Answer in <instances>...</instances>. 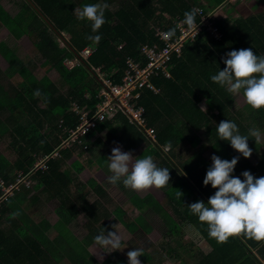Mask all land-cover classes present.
I'll use <instances>...</instances> for the list:
<instances>
[{
  "label": "trees",
  "instance_id": "obj_1",
  "mask_svg": "<svg viewBox=\"0 0 264 264\" xmlns=\"http://www.w3.org/2000/svg\"><path fill=\"white\" fill-rule=\"evenodd\" d=\"M26 1L27 8L32 10V14L23 11L28 17H24L21 11L12 17L0 6V28L7 26L16 38L28 36L40 52L41 66L56 69L61 79L58 85L47 74L37 78L34 74L37 60L30 57L21 60L6 42H0V51L11 66L6 71L0 69V73L10 76L18 71L23 77L13 85L14 91L6 90L0 84V141L11 138L9 145L16 154L11 160L5 152H0V181L10 185L26 175L37 180L32 188L21 183L2 202L0 264H126L127 259L123 255V260L119 257L117 260L101 248L92 256L89 251L78 254L70 248L71 241L67 236L76 238L72 244L78 245L79 241L87 248L102 231L106 234L115 230L114 227L119 225L114 223L118 222L131 233L132 237L126 242L128 249H143L144 255L139 257L142 262H151L154 258L148 251L157 256L159 248L165 256L154 261H160V264L168 259L176 263L185 261L186 264H262L264 241L241 235L230 237L226 243H218L209 237L207 224H201L198 217L190 213L188 206L198 201L207 203L217 191L211 184L205 186L203 183L213 163V154L228 160L239 156L233 175L244 179L242 173L250 171L259 178L258 169L264 163V141L257 144L255 138L250 137L248 143L253 154L245 158L231 147L230 142L219 138L217 125L230 120L237 124L242 135H248L254 127L264 133V108L255 110L245 103L232 111L234 96L211 80L212 75L226 67L224 59L232 50L251 48L258 56H264V6L257 8L259 0ZM226 2L231 4L237 16H231L230 9H226L225 16H211L212 28L209 24L205 25L185 43L180 55L174 54L168 64L171 75L166 76L163 72L154 75L152 83L155 89L144 87L141 91L139 104L146 110L148 125L156 129L154 137L131 123L124 113L118 112L112 119L108 116L98 118L97 126L80 138L82 142L77 140L70 146L61 147L63 139L68 136L67 127H75L80 122L77 109L88 107L93 111L101 100L99 93L104 84L93 67H101L107 77L120 83L128 68V58L139 61L144 44L161 43L157 29L169 31L176 28V36L179 33L178 20H184L186 11L200 8L206 15ZM97 3H106L108 8L105 10L106 23L94 33L89 21L77 19L75 10ZM244 6L249 11H243ZM201 17L199 13L195 20L199 21ZM36 19H41L42 24ZM214 28L220 36L215 35ZM95 35L101 36L98 43L88 39V36ZM86 46L93 47L94 51L87 59L80 58V52ZM66 58L80 60L69 68L64 63ZM63 86H67V90L62 91ZM36 90L40 95L34 94ZM240 94L243 96V91ZM40 100L45 107L39 104ZM116 121L121 123L119 129L114 127ZM46 127L49 131H45ZM105 128L113 134V142L117 141L127 148L146 141L139 159L145 156L163 159L158 167L170 171V186L165 192L167 204L174 213L167 212L152 195L144 198L132 195L131 209L136 208L139 213L130 220L122 206L107 213L98 206L101 202H89L86 191L83 194L80 192L79 197L72 195L71 184L77 179L67 168L62 169V165L68 160L81 170L78 157L89 147L98 145L100 140L92 142L90 138ZM199 133L205 134L207 142H203ZM186 142L193 150L185 159L184 153L179 150ZM164 146H169L173 157L183 159L181 168L171 161V156L163 150ZM208 148L212 153L210 156L203 151ZM76 150L78 152L74 154ZM108 152L109 148L106 155L100 152L96 156L109 160L111 152L110 155ZM45 156L48 157L44 165L35 169L36 161ZM93 159L91 156L89 162ZM253 159L260 161L253 165ZM90 182L94 188L96 180ZM34 190L37 194L28 196ZM38 191L47 193L48 198L58 202L55 213L59 220L54 226L41 216V210L35 205L40 200ZM179 191L184 194L181 199L176 198ZM96 192L102 196L103 187L98 186ZM79 210L86 216V233L83 236L78 234L77 227L73 231L68 228L77 221ZM151 219L157 220V226L151 223ZM52 227L56 233L54 237L47 234ZM153 228H158L162 237L189 238L191 249L181 242L184 238L177 241L186 248L183 252L179 250L183 249L182 246L173 247L169 240L160 242L157 249L152 245L144 248L140 242ZM194 231H199L200 235L195 236ZM123 244L125 242L122 241ZM202 244L210 248L207 253L201 250ZM255 249L257 255L253 253ZM100 255H103V261ZM117 255L114 252V256Z\"/></svg>",
  "mask_w": 264,
  "mask_h": 264
},
{
  "label": "clouds",
  "instance_id": "obj_2",
  "mask_svg": "<svg viewBox=\"0 0 264 264\" xmlns=\"http://www.w3.org/2000/svg\"><path fill=\"white\" fill-rule=\"evenodd\" d=\"M107 8L106 3L86 4L75 12L77 19L89 21L92 31L96 33L106 23ZM198 14L195 8L186 11L183 24L190 30L198 28L195 20ZM175 34L176 28H172L163 38L168 40ZM88 39L98 43L101 36H88ZM224 64L226 67L212 75L211 80L233 95L243 91L246 103L252 109L264 108V56H258L251 48H242L228 52ZM34 94L40 95L39 90ZM217 133L220 139L230 142L231 147L245 158H250L253 154V149L248 143L249 138H255L257 144L261 141L259 130L250 129L248 135H242L237 124L230 120L221 121L217 125ZM108 158L110 162L107 167L112 173L108 180L113 185L122 182L125 188L145 191L153 187L165 188L170 183L169 169L158 167L152 156H145L133 162L132 153L124 152L117 146L112 149ZM239 158L237 156L228 160L213 154V163L207 170L203 183L205 186L211 184L217 191L209 197L207 203L198 201L188 205L190 213L197 216L201 224H207L209 237L221 244L226 243L230 237L241 235L264 241V177L256 178L250 171L242 173L244 179L234 176ZM183 195V192L179 191L176 198L181 199ZM194 235L198 237L199 231H194ZM94 240L101 249H124L121 247L122 238L117 229L106 234L102 231ZM141 255H144L142 248L128 251V264H141ZM99 258L101 261L104 259L103 255Z\"/></svg>",
  "mask_w": 264,
  "mask_h": 264
},
{
  "label": "rangeland",
  "instance_id": "obj_3",
  "mask_svg": "<svg viewBox=\"0 0 264 264\" xmlns=\"http://www.w3.org/2000/svg\"><path fill=\"white\" fill-rule=\"evenodd\" d=\"M234 0H228V2H232ZM222 3L219 6L215 7L213 10H211V14L213 16H225L226 15V9H230L229 14L231 16H237L236 12L233 11L231 9V4L229 5V3ZM27 4L28 2L26 0H0V6L10 15V16H16L18 12L21 11V14L24 17H28L26 15L23 14V11H26V13L30 12L31 13V8H27ZM264 6V2L263 1H258V7H263ZM115 6H113L112 8H114ZM77 10H80V8H77ZM249 9L246 8L244 6L243 11H246ZM30 16V15H29ZM19 21V20H18ZM36 22L42 24V20H38L36 19ZM63 34L66 37H69V34H67L66 32H63ZM4 41L6 42V44L8 45L9 48H11L15 54L21 59V60H28L30 58H33L34 60L38 61V66L36 67V69L34 70V74L37 78H41L43 75L47 74L51 79H53V81L59 85V81L61 79L58 71L54 68H48V67H43L41 66V57H40V52L38 50L37 47H35L33 41L26 35L21 36L20 38H16L14 37V35L12 34V32L9 30V28L7 26H2L0 28V42ZM59 42V40H57ZM68 63L69 65H72V63H70L68 61V58L64 59V63ZM30 66V65H29ZM10 63L7 61V59L4 57V55L2 54V52L0 51V69L2 71H6L8 68H10ZM20 80H23L22 75L18 72L15 71V73H12V75L10 76H6L3 73H0V84L3 85L5 87L6 90L14 91L13 85L17 82H19ZM62 91L67 90V86H63L61 87ZM12 91V92H13ZM231 94V93H230ZM231 96H234L235 100H234V105L231 108V110H235L236 108H241L243 107V105L246 103L245 98L241 95H233L231 94ZM39 104L42 107H45L44 103L42 100L39 101ZM230 110V111H231ZM110 118V117H109ZM112 119V118H111ZM120 122V121H119ZM118 121H116L114 123V127L116 129H119L118 127H120L121 123H119ZM10 126H14V124H9ZM251 127V126H250ZM251 129H256L251 128ZM258 130V129H257ZM45 131H49V128L46 127ZM261 141H264V133L261 132ZM190 134V132H189ZM202 138H203V142H207L206 136L203 133H199ZM154 135H152V137H154ZM101 138V139H99ZM98 141V145L94 146V147H89V150L82 154L81 156L78 157V159L81 161V165L79 166L81 168V170H78L74 165L72 166V162L71 161H66L63 165H62V169L67 168L71 175L73 177H75L77 179V182L80 184V186H78L77 182H73L71 184V190L72 191V195L75 197H79L80 196V192L83 194L86 191V197L88 196V200L90 202H101V205L99 204L98 206L102 209H105V211L107 213L112 212L114 210L115 207L117 206H122V209L127 211V217L130 220H133V218L136 217V215L139 213V211L135 208H132V203H131V196L132 195H138L139 197H145L147 195H152L153 198L155 200H157L158 202H160V204L162 206L165 207L166 211L169 213H174V211L168 206L167 204V196H166V192L165 190L170 186L169 184L165 187V188H160V189H156L155 187L149 189V190H145V191H133L131 189L125 188L124 185L122 184V182H119L115 185L111 184L108 180V177L110 175H112L111 172H109L107 164L110 162L107 158H102L101 156L98 158L97 153H102L106 155V150L109 148L110 152L112 154V149L114 147L119 146L121 148L122 151L124 152H131L133 155V162L136 159H139V157L141 156L142 151L144 150V148L147 145L146 141H141L139 143H136L132 146H130V148H127L126 146L122 145L121 143L114 141V136L113 134H110V131L108 130V128H105L103 131H99L97 132L95 135H93L90 138V141L94 142V141ZM10 141L11 138H5V140H1L0 141V152H5L8 157L11 160H14L16 157V154L14 153V151L12 150V148L10 147ZM83 140H81L82 142ZM72 143H70L69 141L63 139L61 147H65V146H70ZM163 150L165 152H167L169 154V156H171V161L177 165H179V168H181V161H183V159H178L175 158L171 155L170 150H169V146H164ZM193 149H191L190 144L189 143H184L183 147H181V149L179 151H182L184 153V158L186 159L187 155L189 154L190 151H192ZM204 154L209 156L212 154L211 150L208 149H204ZM78 150H76L74 152V154H77ZM110 152H108V155H110ZM94 157L93 161L90 163L89 159L90 157ZM154 162L157 164L162 162L163 159L162 158H155L153 157ZM40 162V159H38L36 161ZM35 163V164H36ZM41 163H39V166L36 167L34 166L35 169L42 167L43 165H40ZM16 171V170H15ZM15 171L12 172V175L15 174ZM20 174V173H19ZM92 179H95V187L93 188V185L90 181H92ZM172 182V181H171ZM24 183L28 186H30L31 188L37 183L36 179H33L32 177H29V175H26V177H24L23 180L20 181V183L18 184V187H20V184ZM17 184L14 185V187ZM98 186H102L103 187V193L102 196H100V198L96 199L95 195L97 194L96 192V188ZM17 187V188H18ZM23 187V186H22ZM21 187V188H22ZM79 189H81L79 191ZM37 194V192L34 190L32 192H30L28 194V196H32V194ZM38 193L40 194V200L39 202H36V206H38V208L41 210V216L45 217L48 219V221L51 223V225L54 226V224L59 220L56 213H55V208L58 205V202L56 203L55 200L52 198H48L49 195L45 192H40L38 191ZM150 213L152 211H149ZM77 221L73 222L71 225L68 226V228L73 231L74 228H78V234L83 236L86 233V229H85V222H86V218L84 213L79 210L77 212ZM179 221V219H177ZM108 221V220H107ZM111 221V220H110ZM109 221V223H110ZM151 223L154 226L156 225L157 220L151 219L150 220ZM115 225H119L117 227H115V230L112 231H116V229L118 230L119 235L122 238V241L125 242V244H123L121 247L124 248L122 251L121 250H116V251H112L111 248L108 249H104L105 253L109 256H112V258L117 259L118 257L123 260L124 258L122 257V255L128 260V256H127V252L130 251L126 245V242L128 240H130V238L132 237L129 231H127V229L122 226L119 222L118 223H114ZM113 225V226H115ZM109 232V231H108ZM50 237H54L56 235V233L54 232V228L52 227L50 229V231L47 233ZM162 234L160 233V230L158 228H153L152 231L148 234L147 238L145 240H143L142 242H140V244L146 248L150 245L153 246V244L155 243H159L162 241H178L179 239H182L183 237L178 236V237H166V236H161ZM68 239H70L71 243H70V248L73 251H78V254H86L88 251L90 253V255L92 256L94 253L99 252V249L101 248L98 244L95 243V241H93L92 245H90V247H83L80 242L78 241V245H74L72 244V241H76V238L74 237H70L69 235ZM156 249L158 248L157 246H154ZM201 249H209V248H205V244H202L200 246ZM148 250V249H147ZM146 250V251H147ZM159 250V253L157 256H154L153 252L148 251V254L152 255L153 258H157L158 260H160L161 258H164L165 253L163 251H161L159 248L157 249ZM106 251H112V252H106ZM183 250H181L182 252ZM114 252H117L118 255L117 257L114 256ZM161 256V257H160ZM154 259H152V261L150 262V264H156ZM118 260V259H117ZM63 264V263H62Z\"/></svg>",
  "mask_w": 264,
  "mask_h": 264
},
{
  "label": "built area",
  "instance_id": "obj_4",
  "mask_svg": "<svg viewBox=\"0 0 264 264\" xmlns=\"http://www.w3.org/2000/svg\"><path fill=\"white\" fill-rule=\"evenodd\" d=\"M197 10L202 15L201 19L196 21L198 28L190 30L187 25L183 24V20H178L179 33L168 40L163 38L168 31L157 29L156 33L161 39V43L144 44L141 47V59L139 61L131 57L128 58V68L120 83H115L107 77V73L101 67H93L104 84L99 93L101 100L96 104V108L93 111L88 107L77 109L80 115V122L75 127H67L68 136L65 140L70 143L77 140L81 142L80 138L97 126L98 118L101 116L112 118L118 112L124 113L131 123L142 127L149 136L152 137V135L156 134L155 127L148 125L144 106L139 104L141 91L144 87L155 89L152 83L154 75L158 76L160 72H163L166 76H170L168 64L174 54L180 55L185 43L189 39H193L205 25L209 24V27L212 28L210 18L213 15L210 12L203 15L200 8ZM213 30L216 36H220V33L215 28ZM93 51L94 48L91 46L84 47L80 52V58L87 59ZM80 58L68 59L72 65L67 62L65 65L71 68L79 63ZM143 60H145V63ZM47 157L40 159V162H37L35 166L38 167L39 163L44 165ZM24 177L26 176L10 185H6L2 180L0 181V188L2 189L0 193V208L3 200L13 194V189L18 187ZM15 184L17 185L14 187Z\"/></svg>",
  "mask_w": 264,
  "mask_h": 264
},
{
  "label": "crops",
  "instance_id": "obj_5",
  "mask_svg": "<svg viewBox=\"0 0 264 264\" xmlns=\"http://www.w3.org/2000/svg\"><path fill=\"white\" fill-rule=\"evenodd\" d=\"M264 158V157H263ZM262 158V159H263ZM261 159V160H262ZM253 162H252V164L254 165L255 163H257V162H259V161H257V160H255V159H253L252 160ZM258 176L259 177H264V163L262 164V168L261 169H258ZM166 196H167V194H166ZM95 197H96V199H98V198H100V196H98V194H96L95 195ZM142 198H144V197H142ZM90 202V201H89ZM115 209V208H114ZM136 209V208H135ZM136 211H137V209H136ZM125 212H127V211H125ZM150 214H154L153 212L152 213H150ZM85 218H86V216H85ZM184 239H182L181 240V242L183 243V245L184 246H186L187 248H189V249H191V247H192V242L190 241V240H188L189 238H185V237H183ZM160 243V242H159ZM159 243H155V244H153V246H158L159 245ZM186 244V245H185ZM171 246H173V247H179V246H182V244L180 243V242H177V241H172L171 242V244H170ZM183 247V246H182ZM205 248H209L208 247V245L207 244H205ZM180 251L181 250H183V251H186V248L185 247H183V249H179ZM201 250H203V252L205 251V253H207V251H209L210 250V248L209 249H201ZM182 251V252H183ZM256 249L255 250H253V253L254 254H256ZM257 255V254H256ZM185 257V256H184ZM262 262V264H264V260H262L261 261ZM156 264H160V261H157V262H155ZM126 264H128V260L126 261ZM141 264H150V261H146V262H142L141 261ZM161 264H186L185 263V261H179L178 263H176L175 261H172L171 259H168L167 261H163V262H161Z\"/></svg>",
  "mask_w": 264,
  "mask_h": 264
}]
</instances>
